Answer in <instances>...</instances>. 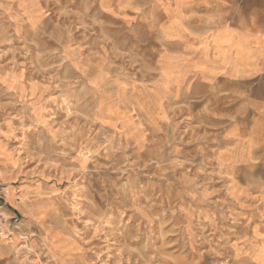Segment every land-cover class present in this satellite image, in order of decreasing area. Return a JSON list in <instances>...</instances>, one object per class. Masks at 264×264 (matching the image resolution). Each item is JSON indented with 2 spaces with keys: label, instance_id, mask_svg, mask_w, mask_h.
<instances>
[{
  "label": "rangeland",
  "instance_id": "rangeland-1",
  "mask_svg": "<svg viewBox=\"0 0 264 264\" xmlns=\"http://www.w3.org/2000/svg\"><path fill=\"white\" fill-rule=\"evenodd\" d=\"M157 1L0 0V264H264V162L172 84Z\"/></svg>",
  "mask_w": 264,
  "mask_h": 264
},
{
  "label": "crops",
  "instance_id": "crops-1",
  "mask_svg": "<svg viewBox=\"0 0 264 264\" xmlns=\"http://www.w3.org/2000/svg\"><path fill=\"white\" fill-rule=\"evenodd\" d=\"M156 5L160 35L169 45L161 52V66L169 68L172 84L187 100L210 103L225 119L220 120L222 158L233 165L264 162L259 161L264 160V0H158ZM11 210L37 222L47 209ZM259 212L264 215V209ZM8 251L0 246V256Z\"/></svg>",
  "mask_w": 264,
  "mask_h": 264
},
{
  "label": "built area",
  "instance_id": "built-area-1",
  "mask_svg": "<svg viewBox=\"0 0 264 264\" xmlns=\"http://www.w3.org/2000/svg\"><path fill=\"white\" fill-rule=\"evenodd\" d=\"M6 205L7 202L4 201L3 197L0 195V236L5 239H10L21 231V218L16 212L11 215L8 214L9 212L6 209ZM22 238L25 239L24 236H22Z\"/></svg>",
  "mask_w": 264,
  "mask_h": 264
}]
</instances>
